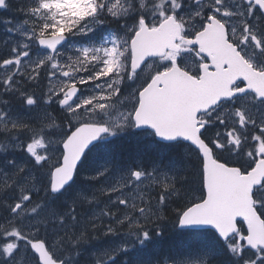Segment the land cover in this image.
Returning <instances> with one entry per match:
<instances>
[{
	"label": "snow or ice",
	"instance_id": "1",
	"mask_svg": "<svg viewBox=\"0 0 264 264\" xmlns=\"http://www.w3.org/2000/svg\"><path fill=\"white\" fill-rule=\"evenodd\" d=\"M16 11L0 20L16 34L0 58V264H157L144 254L169 225L194 247L158 264H264V0H18ZM42 72L37 95L26 84ZM12 97L60 114L24 116ZM132 129L153 138L144 148L173 142L184 156L126 163L106 142ZM96 153L104 163L86 167ZM82 172L99 186L77 188ZM100 231L113 243L88 252Z\"/></svg>",
	"mask_w": 264,
	"mask_h": 264
},
{
	"label": "trees",
	"instance_id": "2",
	"mask_svg": "<svg viewBox=\"0 0 264 264\" xmlns=\"http://www.w3.org/2000/svg\"><path fill=\"white\" fill-rule=\"evenodd\" d=\"M18 7V0H13L12 3V10H0V20H8V19H16V20H22L23 17L19 12L16 11V8ZM2 26V23H0V27ZM2 28V27H1ZM6 27L4 26V29ZM46 72H42L41 79L39 82V86H34V92L39 95L42 93L40 91V87H43L46 83ZM41 85V86H40ZM13 98V97H12ZM15 99V98H13ZM18 103H22L20 100H18ZM55 114L59 115L60 110L57 105H52ZM135 129H132V133H136ZM134 135H131V132H123L120 133L118 137H112L108 142V147L111 150H114L119 153L121 158L126 163L131 162H139L143 161L145 164L149 163L151 160L156 159L158 156H163L165 160H175L180 161L182 157L184 156V148L177 145V147L173 145H168L162 142H159L158 144H154L151 148H144L142 141L144 140H153L152 137H133ZM156 141V138H154ZM139 142V143H138ZM101 154L96 153L93 154V156L89 159V165L87 166H96L95 164L97 162H103V159L100 158ZM173 157V158H172ZM172 158V159H171ZM87 173L82 172L80 181L77 184V188H83L85 190H91L95 187H98V184H92L88 182H84L83 177ZM199 183L197 180V183L192 186L195 188H198ZM200 193L197 191L196 195H199ZM82 212H88L89 209L87 207H84ZM170 219H174V217H170ZM107 219H105L104 223H109ZM93 239L91 243L86 245V249L88 252H91L94 245L100 246V245H108V243H111L109 241H113L114 238L112 237H105L102 234V231L93 233ZM106 240V242H105ZM194 241L195 238L188 237V236H182L179 232L171 229V226L169 225V231L168 235L163 238L162 243L157 246L156 248L149 249L148 252L144 254V258L148 260H155V262L160 261V259L166 258L169 254H176L178 252L186 251L190 246L194 247ZM83 260V257L81 258ZM122 259H127V257H123ZM118 264H120V261H118Z\"/></svg>",
	"mask_w": 264,
	"mask_h": 264
},
{
	"label": "rangeland",
	"instance_id": "3",
	"mask_svg": "<svg viewBox=\"0 0 264 264\" xmlns=\"http://www.w3.org/2000/svg\"><path fill=\"white\" fill-rule=\"evenodd\" d=\"M11 20H14V21H16V19H11ZM4 24L2 23V28L0 27V58H6L7 56H8V54H9V52H8V47H5V45L3 44V41L5 40V39H7V38H9V37H13V38H15V36H16V34L13 32V33H8L5 29H4ZM6 27V26H5ZM7 27H11V25L9 26H7ZM2 40V41H1ZM3 47H5V48H3ZM6 55V56H5ZM42 75V74H41ZM45 75H47V73H45ZM46 78V77H45ZM41 79V78H40ZM46 81H47V79H46ZM47 83H48V81L45 83V85L43 86V87H40V91H42V93L46 90V87H47ZM34 86L35 85H33V84H31V83H28V84H26V87L30 90V91H32V92H34L33 90H34ZM41 86V85H40ZM38 88V87H37ZM126 94V93H125ZM13 98H15V97H13ZM13 98H11V100H12V109H13V111L14 112H18V113H20V114H22V115H24V116H27V117H32V118H36V117H38L40 114H41V112L43 111V110H47V111H50V112H52V113H54L55 114V112H54V109H53V107H52V105H41L39 108H36V107H32V108H30L29 109V107L28 106H26V105H23V103H18V99H13ZM4 99H9V97H4ZM25 106L27 107L26 109H25ZM25 109V111H24V109ZM130 132L132 133V130H130ZM129 133V132H128ZM133 137H135V136H133ZM137 137V136H136ZM110 139H112V137H109V140ZM0 155H2V154H0ZM173 158V157H172ZM171 158V159H172ZM104 163V161L103 162H97L95 165L96 166H99V165H101V164H103ZM105 242H106V240H105ZM109 242H111V243H113V241H109ZM111 243H108V245L109 244H111ZM107 244L106 245H100V246H96V245H94V247H93V249L91 250V252H95L96 250H98V249H103V248H105L106 246H108ZM154 262H155V260H153Z\"/></svg>",
	"mask_w": 264,
	"mask_h": 264
},
{
	"label": "flooded vegetation",
	"instance_id": "4",
	"mask_svg": "<svg viewBox=\"0 0 264 264\" xmlns=\"http://www.w3.org/2000/svg\"><path fill=\"white\" fill-rule=\"evenodd\" d=\"M55 112V111H54ZM137 130V129H136ZM140 130H137V132H139ZM143 138H145V137H143ZM157 140H159L158 138H156ZM160 141V140H159ZM160 142H162V143H165V144H168V145H173V146H175V147H177V145H175L173 142H164V141H160Z\"/></svg>",
	"mask_w": 264,
	"mask_h": 264
},
{
	"label": "bare ground",
	"instance_id": "5",
	"mask_svg": "<svg viewBox=\"0 0 264 264\" xmlns=\"http://www.w3.org/2000/svg\"><path fill=\"white\" fill-rule=\"evenodd\" d=\"M10 26V25H9ZM2 41V40H1ZM6 47V46H5ZM5 47H3V48H5ZM6 56V55H5ZM42 80V79H41ZM40 82V81H39ZM47 82V81H46ZM27 107L25 106V109H26ZM24 109V108H23ZM25 109H24V111H25Z\"/></svg>",
	"mask_w": 264,
	"mask_h": 264
},
{
	"label": "water",
	"instance_id": "6",
	"mask_svg": "<svg viewBox=\"0 0 264 264\" xmlns=\"http://www.w3.org/2000/svg\"><path fill=\"white\" fill-rule=\"evenodd\" d=\"M159 140H160V138L159 137H157ZM164 142H166V141H164Z\"/></svg>",
	"mask_w": 264,
	"mask_h": 264
}]
</instances>
